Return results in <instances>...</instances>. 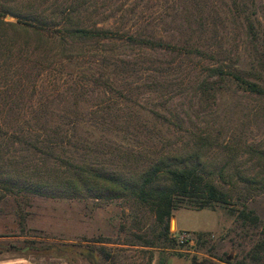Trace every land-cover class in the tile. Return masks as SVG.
<instances>
[{
    "label": "rangeland",
    "instance_id": "obj_1",
    "mask_svg": "<svg viewBox=\"0 0 264 264\" xmlns=\"http://www.w3.org/2000/svg\"><path fill=\"white\" fill-rule=\"evenodd\" d=\"M25 1L31 0L0 4ZM82 1L97 20L120 6L127 9L128 18L137 16L141 36L162 39L170 47L84 42L75 45L81 55L56 58L39 70L32 55L43 56L48 45L33 37L29 50L43 47L27 57L29 76L23 82L37 78L36 86L25 93L22 87L14 101H3L4 107L28 117L80 120L68 145L80 161L130 176L161 154L182 153L199 160L218 186L239 199L228 206L179 207L166 231L132 198L98 200L85 189L76 197L5 193L0 257L33 264H190L193 258L264 264L263 251L258 261L251 258L260 227L242 225L229 210L242 208L243 200L264 219V93L248 91L228 75L208 76L206 69L239 70L264 89V0ZM37 2L46 8L51 0ZM4 20L15 21L10 15ZM18 35L22 42L25 36ZM101 53L108 56L102 62ZM11 63L1 81H9L10 73L21 80L16 76L20 62ZM10 154L26 157L24 165L38 170V176L50 171L22 144L9 147ZM51 184L59 183L51 179ZM183 232L190 241L179 242Z\"/></svg>",
    "mask_w": 264,
    "mask_h": 264
},
{
    "label": "trees",
    "instance_id": "obj_2",
    "mask_svg": "<svg viewBox=\"0 0 264 264\" xmlns=\"http://www.w3.org/2000/svg\"><path fill=\"white\" fill-rule=\"evenodd\" d=\"M37 1L39 0L14 5L0 4V78L9 73L13 65L11 60L13 63L15 59L19 61L21 67L16 73L17 78L21 80H15L13 73L9 74V81L0 79V199L5 197V193L20 192L50 196L64 193L76 197L83 189L96 194L98 200L132 198L146 206L154 215L155 221L166 231L173 210L179 207L213 208L217 204L231 205L234 197L239 199L230 190L218 186L207 175L199 160L191 161L182 156V153L161 154L136 175L126 176L116 171L110 172L93 163L80 161L78 156H74L75 152L71 151V146H68L74 141V129L80 120L72 116H60L53 120L37 113L28 117L14 112L13 109H6L4 100L14 101L16 96L23 93L22 87H25V93L26 88L36 86L37 78H32L24 84L23 79L29 76L24 68L30 53H36L43 47L40 44L48 47L42 50L45 52L43 56L32 55L34 67L39 70H44L54 63L56 58L61 62L81 55L82 52H79L75 45L84 42L105 43L123 40L125 43L131 42L150 48L170 47L162 39L141 36L137 16L128 18L125 15L128 10H121V6L110 16L97 20L92 18L93 13L88 12V5L82 0H51L46 8ZM91 3L94 5L95 0ZM7 15L14 17L15 21L4 20ZM8 30H13L15 34L9 35ZM18 34L25 36L22 42L17 39ZM33 37L40 44L29 50L30 39ZM99 56L100 62L108 58L104 53ZM206 69L208 76L228 75L246 90L264 93L263 88L244 78L239 70H225L222 66ZM21 144L32 150L42 165L48 166L50 171L46 177L38 176V170L32 172L31 167L24 165L26 157L23 155H7L9 147ZM65 148L69 149L70 154L65 155ZM5 149L6 154L3 153ZM17 159L21 161L12 167ZM29 170L32 173H29ZM51 179L59 184L52 185ZM241 203L242 208L236 210L231 206L229 210L236 214L242 225L260 227L261 238L253 245L251 253L252 260L258 261L262 258L259 253L264 252V219L247 206L245 201L241 200ZM190 264L215 263L207 258L200 261L193 258Z\"/></svg>",
    "mask_w": 264,
    "mask_h": 264
},
{
    "label": "crops",
    "instance_id": "obj_3",
    "mask_svg": "<svg viewBox=\"0 0 264 264\" xmlns=\"http://www.w3.org/2000/svg\"><path fill=\"white\" fill-rule=\"evenodd\" d=\"M0 264H33L26 258H20V259H5L3 257H0Z\"/></svg>",
    "mask_w": 264,
    "mask_h": 264
},
{
    "label": "built area",
    "instance_id": "obj_4",
    "mask_svg": "<svg viewBox=\"0 0 264 264\" xmlns=\"http://www.w3.org/2000/svg\"><path fill=\"white\" fill-rule=\"evenodd\" d=\"M179 242L183 243V242H187L191 240V236L188 232H183L182 234L179 235L178 238Z\"/></svg>",
    "mask_w": 264,
    "mask_h": 264
}]
</instances>
